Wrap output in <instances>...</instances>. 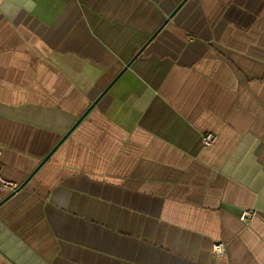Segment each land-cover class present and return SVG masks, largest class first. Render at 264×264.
<instances>
[{"label": "crops", "instance_id": "0c3cea01", "mask_svg": "<svg viewBox=\"0 0 264 264\" xmlns=\"http://www.w3.org/2000/svg\"><path fill=\"white\" fill-rule=\"evenodd\" d=\"M0 178V264H264V0H0Z\"/></svg>", "mask_w": 264, "mask_h": 264}, {"label": "built area", "instance_id": "2783aa9c", "mask_svg": "<svg viewBox=\"0 0 264 264\" xmlns=\"http://www.w3.org/2000/svg\"><path fill=\"white\" fill-rule=\"evenodd\" d=\"M216 141V135L214 133H207L202 135L201 142L204 148H210ZM0 187L10 193L16 192L19 189V186L15 183L6 181L0 178ZM256 216V211L253 209L243 210L240 214V221L242 223H248L253 220ZM225 251V248L222 244H218L214 247V252L216 255H220Z\"/></svg>", "mask_w": 264, "mask_h": 264}, {"label": "water", "instance_id": "95a60500", "mask_svg": "<svg viewBox=\"0 0 264 264\" xmlns=\"http://www.w3.org/2000/svg\"><path fill=\"white\" fill-rule=\"evenodd\" d=\"M82 119H83V118H80L79 121L76 123V125H77L78 123H80V121H81ZM76 125L73 127V129L76 127ZM73 129H71V131H72ZM71 131H69V132L63 137L62 141L65 140V139L68 137V135L71 133ZM62 141H61V142H62ZM48 157H49V156H48ZM48 157H46L42 163H44V162L48 159ZM20 188H22V186H21ZM13 194H14V192L10 193L6 198H4L2 201H0V204H1L2 202H4L5 200H7L8 198H10Z\"/></svg>", "mask_w": 264, "mask_h": 264}]
</instances>
